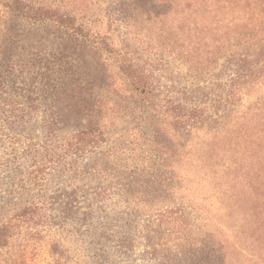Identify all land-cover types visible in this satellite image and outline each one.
I'll return each mask as SVG.
<instances>
[{"label": "trees", "instance_id": "trees-1", "mask_svg": "<svg viewBox=\"0 0 264 264\" xmlns=\"http://www.w3.org/2000/svg\"><path fill=\"white\" fill-rule=\"evenodd\" d=\"M240 2L110 0L105 10L109 26L123 30L124 37L116 50L107 39L94 42L75 28L72 18L48 11V22L57 27L42 38L61 41V58L31 65L38 77L27 79V85L25 78L19 82L25 70L0 58V103L8 105L2 97L11 91L27 93L26 99L17 96L23 102L30 99V122L47 125L49 144L41 146L45 156L83 157L112 142L110 150L86 167L85 174H94V184L82 182L50 198L65 203L64 217L78 219V225L107 220L101 237L115 238V250L132 252L139 246L153 256L167 252L158 264H223L222 248L211 237L198 244L190 241L189 221L200 220L202 210L193 205L198 196H189L212 180L223 181L214 189H232L254 150L246 141L240 143L244 138L239 135L223 145L208 144L205 158L194 159L190 148L198 133L238 127L251 92L264 89V0ZM102 51L108 54L105 60ZM258 98L255 110L264 106V95ZM120 121L134 126L117 133ZM55 124L78 126L59 136L56 131L62 128ZM128 133L127 144L119 140ZM35 152L42 153L33 148ZM39 166L33 164L27 172V188H36ZM151 197L157 204L148 203ZM41 211L31 202L0 214V250L17 225L37 220ZM141 219L155 229L147 231L146 244L135 246L127 240L132 230L126 226ZM171 234L183 240L172 252L167 247Z\"/></svg>", "mask_w": 264, "mask_h": 264}, {"label": "rangeland", "instance_id": "rangeland-1", "mask_svg": "<svg viewBox=\"0 0 264 264\" xmlns=\"http://www.w3.org/2000/svg\"><path fill=\"white\" fill-rule=\"evenodd\" d=\"M109 1L0 0L2 62L24 69L25 77H20L19 82L25 78L24 84L27 85V79L37 76V71H31V65L52 61V56L61 58L57 51L61 49V41L42 38L47 30L57 27L55 22H48V11H58L59 15L72 18L75 28H80L94 42L99 38L107 39L111 48L120 49L124 39L123 30L109 26L105 11ZM240 3L243 5L244 0ZM233 18L237 20L238 16ZM85 54L93 57L90 51ZM100 57L105 60L108 54L102 51ZM18 73L16 70V75ZM38 79L34 80L35 87ZM19 93L26 99L27 93L14 90L2 97L8 105L0 103V214L31 202L38 203L42 211L37 220L17 225L7 245L0 250V264H158L160 256H167V252L153 256L149 249L139 246L132 252L115 250L112 244L115 238L109 237L105 241L101 237L102 227L107 220L100 218L90 220L86 225H78V219L64 217L62 208L65 203L50 198L62 195L63 189L69 191L82 182L94 184V174H85L86 167L91 159L110 150L112 142L102 144L94 153L83 157L65 156L58 159L60 156L53 153L52 156H45L41 146L49 144L45 130L47 125L28 120L31 101L27 97V102H23L24 99L17 96ZM260 95H264V89L251 92L242 107L244 118L236 122L238 127L226 126L220 134L204 131L191 138L190 149L194 159L206 157L208 144H226L234 135L244 138L239 139L240 143L244 140L254 150V157L247 161L248 165L237 172L239 182L232 189H214L216 184L223 185V181L212 180L202 184L203 190L189 196L190 199L198 196L193 205L202 210L200 220L189 221L190 241L198 244L207 236L211 237L214 244L222 248L223 264H264V106L254 109ZM17 117L21 119L16 121ZM115 125H119L117 133L123 134L134 126L124 121ZM74 126L78 124H55L56 129L62 128L56 134L67 135ZM116 138L117 135L114 140ZM119 140L127 144L129 133ZM33 148L40 149L42 153H32ZM38 158L43 161L40 162ZM33 164H41L36 188H27L25 179L27 172L33 170ZM136 188L151 194L149 190ZM60 199L64 198L61 196ZM148 203L157 204L152 197ZM70 204L74 206L76 203L72 201ZM143 221L132 223V227L126 226L129 231L132 230L127 240H131L135 246L146 244L150 238L146 237L147 231L151 233L150 229H155L153 223ZM115 230L121 232L119 227ZM109 235L113 233L109 232ZM176 237L171 234L167 242L171 252L175 244H183V240ZM182 264L188 263L183 260Z\"/></svg>", "mask_w": 264, "mask_h": 264}]
</instances>
